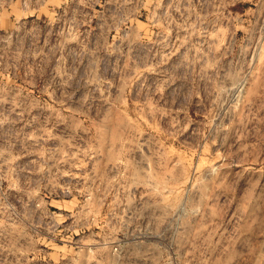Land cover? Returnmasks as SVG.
Segmentation results:
<instances>
[{
  "label": "rangeland",
  "instance_id": "374dc122",
  "mask_svg": "<svg viewBox=\"0 0 264 264\" xmlns=\"http://www.w3.org/2000/svg\"><path fill=\"white\" fill-rule=\"evenodd\" d=\"M0 264H264V0H0Z\"/></svg>",
  "mask_w": 264,
  "mask_h": 264
}]
</instances>
